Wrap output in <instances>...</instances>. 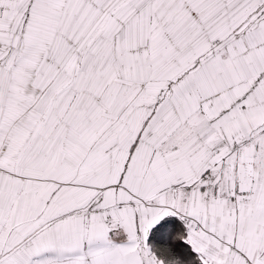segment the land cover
Instances as JSON below:
<instances>
[{
    "label": "snow or ice",
    "instance_id": "snow-or-ice-1",
    "mask_svg": "<svg viewBox=\"0 0 264 264\" xmlns=\"http://www.w3.org/2000/svg\"><path fill=\"white\" fill-rule=\"evenodd\" d=\"M0 264H264V0H0Z\"/></svg>",
    "mask_w": 264,
    "mask_h": 264
}]
</instances>
